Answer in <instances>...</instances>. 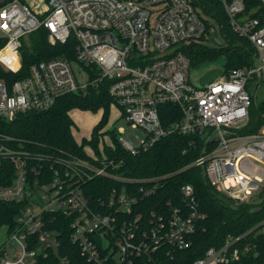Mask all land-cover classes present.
<instances>
[{
    "label": "built area",
    "instance_id": "built-area-1",
    "mask_svg": "<svg viewBox=\"0 0 264 264\" xmlns=\"http://www.w3.org/2000/svg\"><path fill=\"white\" fill-rule=\"evenodd\" d=\"M222 2L233 29L248 37L257 53L251 65L224 69L199 86L182 47L211 38L207 17L193 0H0V39L5 40L0 65L7 73L21 71L24 39L41 27L53 45L76 40L74 58L41 60L21 78L0 79V119L12 121L21 111L48 109L68 93L86 92L107 80L111 105L127 124H106L99 149L86 145V157L0 145V156L15 169L10 183H0V200L24 202L0 245V264H53L49 254L59 257L60 246L59 231L52 225L57 215L68 218L71 240L94 264H134L141 256L149 264H165L163 256L193 244L198 219L205 217L193 186L182 187L188 210L170 201L167 211L142 207L140 202L158 183L119 172L123 162L106 152L107 142L115 147L109 130L133 155L171 133H203L215 146L203 150L194 164L211 184L237 203L264 199V124L251 134L238 131L249 122L264 84V24L258 17L239 16L243 0ZM163 104L178 105L182 119L164 125ZM95 177L113 182L98 197L84 187ZM238 239L229 236L224 245L208 248L188 264L239 260L251 246L238 244ZM65 263L66 257L54 262Z\"/></svg>",
    "mask_w": 264,
    "mask_h": 264
},
{
    "label": "trees",
    "instance_id": "trees-1",
    "mask_svg": "<svg viewBox=\"0 0 264 264\" xmlns=\"http://www.w3.org/2000/svg\"><path fill=\"white\" fill-rule=\"evenodd\" d=\"M245 9L239 16L260 18L264 24V5L262 0H243ZM196 7L207 17V31H220L225 40L222 45L194 41L182 47L190 61L191 71L204 68L208 62L224 58L225 71L237 67L249 66L254 62L257 49L252 41L240 35L230 24L228 14L222 0H193ZM38 36V37H37ZM22 47L23 66L18 73H7L0 65V79L15 80L25 75L32 63L56 56L75 57L76 40L71 37L65 44L52 45L48 41V30L41 27L28 35ZM31 41V42H30ZM5 40L0 39V47ZM196 68V69H195ZM107 80L98 87H90L86 92L68 93L60 97L56 103L45 110H28L17 113L12 121L0 119V145L24 147L33 151L52 153L68 152L86 157V145L98 149L100 136H103L104 126L109 121L111 102L108 93ZM97 111L103 108V113L94 126L91 139L84 138L78 143L73 136L75 125L70 114L72 109ZM264 98L254 102L250 108L249 122L238 129L240 133H253L264 124ZM160 116L164 125L182 119V110L178 105L163 104L160 106ZM115 147H106V152L123 162L119 172L137 179H152V184L158 183L151 196L142 200L141 206L167 211L168 202L188 210V203L182 193V187L191 184L194 188L198 209L205 214L198 219L197 228L193 234V244L172 256H163L165 264H188L202 257L212 246L221 247L229 236L239 237L240 245L250 244L251 249L242 254L239 260L227 264H264V199L260 202H235L216 189L207 179L200 166L194 161L203 153L210 151L215 143L206 142L203 133H171L159 139L152 147L138 154H130L123 150L114 130H109ZM0 183L8 184L15 177L13 163L0 156ZM151 184V185H152ZM112 186L111 179L95 177L85 184L86 190L94 197L102 194V188ZM139 186V185H137ZM264 191L260 195H263ZM24 202L0 200V229L4 226L14 227L16 215ZM53 227L59 231V257L53 252L49 254L51 261L58 262L60 257H66L65 264H94L82 256L80 247L71 240V229L68 218L57 215L53 219ZM49 257L44 258V261ZM148 258L141 256L134 264H149Z\"/></svg>",
    "mask_w": 264,
    "mask_h": 264
},
{
    "label": "rangeland",
    "instance_id": "rangeland-1",
    "mask_svg": "<svg viewBox=\"0 0 264 264\" xmlns=\"http://www.w3.org/2000/svg\"><path fill=\"white\" fill-rule=\"evenodd\" d=\"M215 30L217 31V37H218L219 41L223 42L225 40V38H223V35L217 29H214L213 32ZM208 34H209L210 38L213 35V33L211 34L210 32H208ZM26 40H27V43H29L28 37ZM205 42L208 44H213L211 42V40H209V39H206ZM21 53H22V48H21ZM52 58H54V57H52ZM204 66H205L204 68H199V69L197 68V70L192 71V76H193V79L195 81H196L197 76L201 75L202 73H204L205 71H207L208 69H210L212 67H215V66L219 67L220 66L223 69H225L224 58L221 57L214 62H208ZM263 98H264V84H262L260 86V89L258 91V95L256 98V102H259ZM102 113H103V109H99L97 111H92V110H82L79 108H75L71 111V116L73 117V120L75 122V125L73 126V129H72V133H73V136L78 143H81L84 138H90L92 136L93 128L98 123V121L100 120ZM120 115H121L120 109L116 105H111L110 113H109V121L107 123V126L108 127H116V128L126 126L127 124L125 122V119L123 117H120ZM260 128H262V126ZM133 131L139 132L140 130L136 129ZM258 131L259 130H257L256 132H258ZM241 134H251V133H241ZM105 142H106V140H105ZM107 143L105 146H108ZM152 179H156V178H152ZM254 199H257V196L254 197ZM9 227L10 226H4L0 229V245H2L7 240L8 235H9V231L11 230V228H13V227H10V228Z\"/></svg>",
    "mask_w": 264,
    "mask_h": 264
},
{
    "label": "water",
    "instance_id": "water-1",
    "mask_svg": "<svg viewBox=\"0 0 264 264\" xmlns=\"http://www.w3.org/2000/svg\"><path fill=\"white\" fill-rule=\"evenodd\" d=\"M211 42L214 45H222L223 42L219 41L218 37H217V31L215 30L213 32V35L211 37ZM224 72V69L222 67H212L210 69H208L207 71H205L204 73H202L201 75L196 77V83L199 86H205L206 84L210 83L211 81H213L214 79L220 77Z\"/></svg>",
    "mask_w": 264,
    "mask_h": 264
},
{
    "label": "crops",
    "instance_id": "crops-1",
    "mask_svg": "<svg viewBox=\"0 0 264 264\" xmlns=\"http://www.w3.org/2000/svg\"><path fill=\"white\" fill-rule=\"evenodd\" d=\"M72 110H73V109H72ZM72 110H71V111H72ZM71 111H70V114H71Z\"/></svg>",
    "mask_w": 264,
    "mask_h": 264
}]
</instances>
